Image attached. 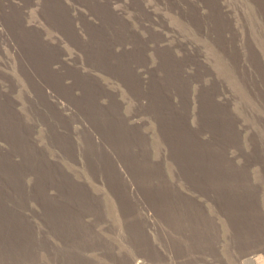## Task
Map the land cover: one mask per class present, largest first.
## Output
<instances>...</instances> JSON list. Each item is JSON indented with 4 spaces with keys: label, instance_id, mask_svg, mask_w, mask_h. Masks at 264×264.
I'll list each match as a JSON object with an SVG mask.
<instances>
[{
    "label": "rangeland",
    "instance_id": "obj_1",
    "mask_svg": "<svg viewBox=\"0 0 264 264\" xmlns=\"http://www.w3.org/2000/svg\"><path fill=\"white\" fill-rule=\"evenodd\" d=\"M0 264H264V0H0Z\"/></svg>",
    "mask_w": 264,
    "mask_h": 264
},
{
    "label": "bare ground",
    "instance_id": "obj_2",
    "mask_svg": "<svg viewBox=\"0 0 264 264\" xmlns=\"http://www.w3.org/2000/svg\"><path fill=\"white\" fill-rule=\"evenodd\" d=\"M259 259H260V257H259V258H254V260H257V261H258Z\"/></svg>",
    "mask_w": 264,
    "mask_h": 264
}]
</instances>
